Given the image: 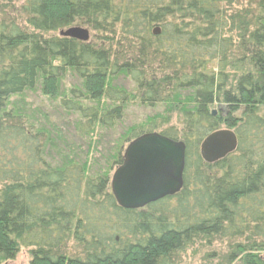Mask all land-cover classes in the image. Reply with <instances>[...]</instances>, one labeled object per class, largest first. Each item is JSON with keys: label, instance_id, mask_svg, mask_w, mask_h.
I'll return each mask as SVG.
<instances>
[{"label": "trees", "instance_id": "obj_1", "mask_svg": "<svg viewBox=\"0 0 264 264\" xmlns=\"http://www.w3.org/2000/svg\"><path fill=\"white\" fill-rule=\"evenodd\" d=\"M246 1L0 0V263L26 247L30 264H179L201 246L264 264V0ZM130 105L151 111L124 125ZM220 128L238 147L207 163ZM154 131L185 142L183 188L125 209L113 170Z\"/></svg>", "mask_w": 264, "mask_h": 264}, {"label": "water", "instance_id": "obj_2", "mask_svg": "<svg viewBox=\"0 0 264 264\" xmlns=\"http://www.w3.org/2000/svg\"><path fill=\"white\" fill-rule=\"evenodd\" d=\"M159 32V28L154 31ZM59 34L84 42L91 38L90 30L82 26L63 29ZM237 147L235 131L220 128L205 137L200 153L205 162L215 163L234 153ZM185 165L184 141L171 139L158 131L144 133L127 144L122 163L111 176L112 194L125 209L144 208L181 191Z\"/></svg>", "mask_w": 264, "mask_h": 264}, {"label": "rangeland", "instance_id": "obj_3", "mask_svg": "<svg viewBox=\"0 0 264 264\" xmlns=\"http://www.w3.org/2000/svg\"><path fill=\"white\" fill-rule=\"evenodd\" d=\"M238 2H239V4L236 3L234 6L235 8L236 7L245 8L247 6L246 0H238ZM91 37H92V35H91ZM27 99H29L30 102L34 101L35 103H39V101H40V99H34L33 95H31V94H30V97ZM33 106H35V105H33ZM150 111L151 110L144 109V108L139 107V106L133 107L130 105V107L127 109L126 120H125L124 125H127L131 122H135L138 119L143 118L144 115ZM113 172H114V170H113ZM212 252H213V248L194 246V247L188 249L183 254L179 264H206L207 259H208L206 257V255L210 254ZM30 261H31L30 249L26 248V247H22L14 260L2 262L0 264H30ZM217 261L218 260L215 259L213 262L216 263ZM233 264H236V263H233Z\"/></svg>", "mask_w": 264, "mask_h": 264}]
</instances>
